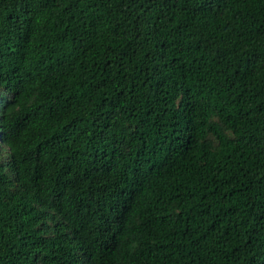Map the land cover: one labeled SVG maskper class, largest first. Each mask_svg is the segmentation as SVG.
I'll return each mask as SVG.
<instances>
[{
  "label": "trees",
  "instance_id": "16d2710c",
  "mask_svg": "<svg viewBox=\"0 0 264 264\" xmlns=\"http://www.w3.org/2000/svg\"><path fill=\"white\" fill-rule=\"evenodd\" d=\"M0 264H264V0H0Z\"/></svg>",
  "mask_w": 264,
  "mask_h": 264
},
{
  "label": "snow or ice",
  "instance_id": "6c2138e0",
  "mask_svg": "<svg viewBox=\"0 0 264 264\" xmlns=\"http://www.w3.org/2000/svg\"><path fill=\"white\" fill-rule=\"evenodd\" d=\"M4 104V92L0 90V105ZM3 144V138L0 137V146Z\"/></svg>",
  "mask_w": 264,
  "mask_h": 264
}]
</instances>
